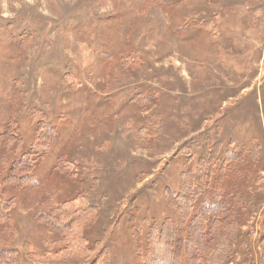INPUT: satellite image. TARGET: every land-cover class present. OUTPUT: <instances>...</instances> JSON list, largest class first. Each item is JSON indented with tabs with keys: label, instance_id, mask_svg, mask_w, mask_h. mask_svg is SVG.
I'll return each mask as SVG.
<instances>
[{
	"label": "rangeland",
	"instance_id": "1",
	"mask_svg": "<svg viewBox=\"0 0 264 264\" xmlns=\"http://www.w3.org/2000/svg\"><path fill=\"white\" fill-rule=\"evenodd\" d=\"M39 124L56 136L41 150ZM209 142L219 162L235 156L212 180L241 206L228 264H260L264 0H0V196L13 202L0 251L149 264L150 230L170 221L186 237L163 198L189 170L178 152L194 143L196 162ZM25 160L33 184L5 180ZM78 195L95 217L76 260L39 216Z\"/></svg>",
	"mask_w": 264,
	"mask_h": 264
},
{
	"label": "trees",
	"instance_id": "2",
	"mask_svg": "<svg viewBox=\"0 0 264 264\" xmlns=\"http://www.w3.org/2000/svg\"><path fill=\"white\" fill-rule=\"evenodd\" d=\"M165 1L173 3L179 0ZM147 105H150V101ZM55 139L52 129L39 124L34 148L46 149ZM205 145L196 162L193 159L197 145L192 143L190 147L179 150L178 154L185 157L189 170L182 175L177 191L166 189L163 193L166 204L176 210L181 220L187 222L186 237L180 245L181 239H177L176 229L170 221L163 222L157 230H150L147 249L149 264H180L181 251L184 252L185 264H228L230 261V244L237 232L241 206L239 199L228 196L214 186L213 181L220 175L216 173L229 166L228 156H235L229 153L219 162L220 144L209 142ZM26 160L22 165H13L5 180L12 181L17 187L32 185L31 178L18 176L27 165ZM12 207V201H5L0 196V222H8L6 215ZM39 217L41 222L67 236V246L61 253L72 259H80L87 247L83 228L95 217V209L88 205L82 195L58 204ZM258 242L260 264H264V236ZM105 256V252H100L92 264H104ZM0 264H20L18 252L0 251Z\"/></svg>",
	"mask_w": 264,
	"mask_h": 264
}]
</instances>
